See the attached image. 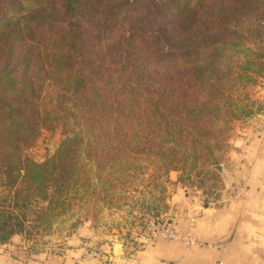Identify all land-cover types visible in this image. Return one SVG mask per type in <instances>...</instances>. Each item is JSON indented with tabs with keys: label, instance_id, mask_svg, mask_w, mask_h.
<instances>
[{
	"label": "trees",
	"instance_id": "1",
	"mask_svg": "<svg viewBox=\"0 0 264 264\" xmlns=\"http://www.w3.org/2000/svg\"><path fill=\"white\" fill-rule=\"evenodd\" d=\"M17 4L19 14L0 15V245L47 233L70 208L83 152L97 172L148 142L156 159L166 143L180 160L219 163L213 150L226 148L264 70V0H0V9ZM59 107L76 131L36 162L24 151ZM118 135L128 146L104 152ZM177 154H160V168Z\"/></svg>",
	"mask_w": 264,
	"mask_h": 264
},
{
	"label": "rangeland",
	"instance_id": "2",
	"mask_svg": "<svg viewBox=\"0 0 264 264\" xmlns=\"http://www.w3.org/2000/svg\"><path fill=\"white\" fill-rule=\"evenodd\" d=\"M19 5L1 8L0 15L6 12L19 14ZM250 96L249 107H244L248 113L234 121L231 131L225 132L226 148L213 150V156L222 165L227 180L212 169L218 164H212L210 156L200 154L197 160L191 157L192 160H180L179 150H170L173 145L166 143L157 153L167 159L177 154L174 159L178 161L168 171L160 168L159 155L156 159L153 154L156 150L148 149L153 146L152 142H148L145 149L132 153L128 160L122 157L108 163L104 159L105 165L102 166L105 169L99 172L95 166L96 159L82 151L84 173L79 174L69 191L72 198L70 208L47 233L34 238L13 235L5 243L6 248L13 253L21 247L27 256L48 262H64L70 254L76 255L71 259L90 258L98 262L108 254L113 244H117L123 254H132L155 244L144 241L151 231H156L157 223L161 221L180 214L191 215L200 207L212 206L214 200L221 199V196L224 199L237 196L242 181L233 180V175L239 170L237 164L242 157L241 146L246 138L262 133L264 128V70L256 77ZM244 104H248L245 98L239 102V105ZM60 109L51 115L50 126L41 128L36 139L25 149L24 153L30 159L43 161L56 151L63 138L76 131V125L68 116L65 117L67 112ZM237 142L239 144L235 146ZM89 143L94 146L95 142L90 138ZM114 146L118 150L128 146L127 135H118L114 145L104 143L100 147L106 152ZM185 152L189 154L188 147Z\"/></svg>",
	"mask_w": 264,
	"mask_h": 264
},
{
	"label": "crops",
	"instance_id": "3",
	"mask_svg": "<svg viewBox=\"0 0 264 264\" xmlns=\"http://www.w3.org/2000/svg\"><path fill=\"white\" fill-rule=\"evenodd\" d=\"M239 144V142L235 143ZM242 157L233 180H241L237 196L214 200L208 207H200L191 215L170 218L174 228L189 234L196 244L159 240L132 254H123L117 244L98 262L84 258L61 263L48 262L27 256L21 247L10 252L0 246V264H264V128L242 144ZM175 212V211H173Z\"/></svg>",
	"mask_w": 264,
	"mask_h": 264
},
{
	"label": "built area",
	"instance_id": "4",
	"mask_svg": "<svg viewBox=\"0 0 264 264\" xmlns=\"http://www.w3.org/2000/svg\"><path fill=\"white\" fill-rule=\"evenodd\" d=\"M157 225L158 228L156 231H151L150 234L147 235V239H145L144 243L151 244L159 240H169L182 242L186 245L196 244L195 239L189 234L179 233L170 220L161 221V223H157ZM212 264L222 263L220 261H215Z\"/></svg>",
	"mask_w": 264,
	"mask_h": 264
},
{
	"label": "water",
	"instance_id": "5",
	"mask_svg": "<svg viewBox=\"0 0 264 264\" xmlns=\"http://www.w3.org/2000/svg\"><path fill=\"white\" fill-rule=\"evenodd\" d=\"M212 169L215 170L221 177L223 180H227V174L224 171L222 165L218 164V165H214L212 166Z\"/></svg>",
	"mask_w": 264,
	"mask_h": 264
}]
</instances>
